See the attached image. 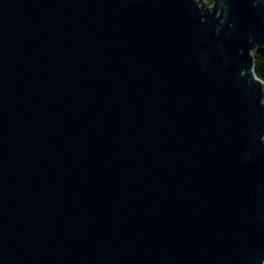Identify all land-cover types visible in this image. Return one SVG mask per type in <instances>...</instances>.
Returning <instances> with one entry per match:
<instances>
[{
	"label": "water",
	"instance_id": "1",
	"mask_svg": "<svg viewBox=\"0 0 264 264\" xmlns=\"http://www.w3.org/2000/svg\"><path fill=\"white\" fill-rule=\"evenodd\" d=\"M201 2L0 0V264H264V0Z\"/></svg>",
	"mask_w": 264,
	"mask_h": 264
},
{
	"label": "trees",
	"instance_id": "2",
	"mask_svg": "<svg viewBox=\"0 0 264 264\" xmlns=\"http://www.w3.org/2000/svg\"><path fill=\"white\" fill-rule=\"evenodd\" d=\"M209 4L213 3V0H204ZM254 61L256 63L255 73L263 81L264 84V51L253 50ZM264 88V86H263Z\"/></svg>",
	"mask_w": 264,
	"mask_h": 264
},
{
	"label": "rangeland",
	"instance_id": "3",
	"mask_svg": "<svg viewBox=\"0 0 264 264\" xmlns=\"http://www.w3.org/2000/svg\"><path fill=\"white\" fill-rule=\"evenodd\" d=\"M204 1V0H203ZM198 2H199V5H201L202 4V2H201V0H198ZM205 6H211V4H205Z\"/></svg>",
	"mask_w": 264,
	"mask_h": 264
},
{
	"label": "bare ground",
	"instance_id": "4",
	"mask_svg": "<svg viewBox=\"0 0 264 264\" xmlns=\"http://www.w3.org/2000/svg\"><path fill=\"white\" fill-rule=\"evenodd\" d=\"M253 79L256 80V77H254Z\"/></svg>",
	"mask_w": 264,
	"mask_h": 264
}]
</instances>
